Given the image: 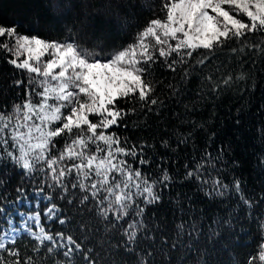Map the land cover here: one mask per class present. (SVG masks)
I'll return each mask as SVG.
<instances>
[{
	"label": "snow or ice",
	"instance_id": "obj_1",
	"mask_svg": "<svg viewBox=\"0 0 264 264\" xmlns=\"http://www.w3.org/2000/svg\"><path fill=\"white\" fill-rule=\"evenodd\" d=\"M34 8L0 18V264H264V0Z\"/></svg>",
	"mask_w": 264,
	"mask_h": 264
},
{
	"label": "trees",
	"instance_id": "obj_2",
	"mask_svg": "<svg viewBox=\"0 0 264 264\" xmlns=\"http://www.w3.org/2000/svg\"><path fill=\"white\" fill-rule=\"evenodd\" d=\"M48 0H0V18H13L15 14L23 10H36L35 5L46 4ZM27 6V8L25 7ZM218 63V61L216 62ZM16 181L13 180L12 184L9 186L12 188ZM12 196H15L13 191ZM168 218H171L168 215ZM253 233L255 234V226H253ZM253 237H248V241L251 242Z\"/></svg>",
	"mask_w": 264,
	"mask_h": 264
},
{
	"label": "rangeland",
	"instance_id": "obj_3",
	"mask_svg": "<svg viewBox=\"0 0 264 264\" xmlns=\"http://www.w3.org/2000/svg\"><path fill=\"white\" fill-rule=\"evenodd\" d=\"M26 210H27V211H31L32 209H31V208H27Z\"/></svg>",
	"mask_w": 264,
	"mask_h": 264
}]
</instances>
